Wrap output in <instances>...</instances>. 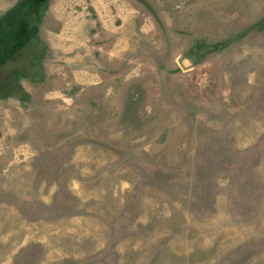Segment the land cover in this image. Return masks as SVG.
<instances>
[{
	"label": "rangeland",
	"instance_id": "374dc122",
	"mask_svg": "<svg viewBox=\"0 0 264 264\" xmlns=\"http://www.w3.org/2000/svg\"><path fill=\"white\" fill-rule=\"evenodd\" d=\"M0 264H264V0H0Z\"/></svg>",
	"mask_w": 264,
	"mask_h": 264
}]
</instances>
